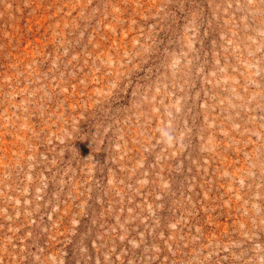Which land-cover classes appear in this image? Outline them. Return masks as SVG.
<instances>
[{
    "label": "rangeland",
    "instance_id": "obj_1",
    "mask_svg": "<svg viewBox=\"0 0 264 264\" xmlns=\"http://www.w3.org/2000/svg\"><path fill=\"white\" fill-rule=\"evenodd\" d=\"M0 264H264V0H0Z\"/></svg>",
    "mask_w": 264,
    "mask_h": 264
}]
</instances>
